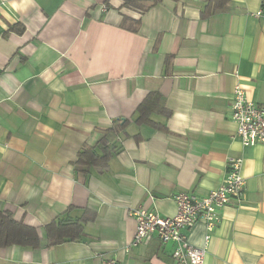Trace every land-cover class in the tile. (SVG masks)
<instances>
[{"label":"crops","instance_id":"crops-1","mask_svg":"<svg viewBox=\"0 0 264 264\" xmlns=\"http://www.w3.org/2000/svg\"><path fill=\"white\" fill-rule=\"evenodd\" d=\"M205 1L144 0L139 13L124 0H0V210L40 239L0 246V264H175L173 242L132 245L130 211L174 215L173 194L207 195L230 158L244 188L201 264H264V144L242 145L231 119L235 84L264 103L260 0L207 16ZM115 119L117 151L75 167ZM61 218L79 233L49 245ZM206 233L185 231L197 247Z\"/></svg>","mask_w":264,"mask_h":264},{"label":"built area","instance_id":"built-area-1","mask_svg":"<svg viewBox=\"0 0 264 264\" xmlns=\"http://www.w3.org/2000/svg\"><path fill=\"white\" fill-rule=\"evenodd\" d=\"M254 16L264 19V0H260ZM231 119L236 125L234 136L242 145L264 144V103L257 104L249 100L239 84H235L232 89ZM240 168L241 159H228L222 183L205 196L185 190L173 194L176 212L172 216H161L144 207L132 209L130 214L136 222L132 245L146 243L156 235L162 244H175L172 251L175 264H201L210 233L220 220L219 210L237 201L242 195L245 181ZM196 221L203 222L207 230L203 247L190 244L186 238L185 231ZM105 264L116 262L110 259Z\"/></svg>","mask_w":264,"mask_h":264},{"label":"trees","instance_id":"trees-1","mask_svg":"<svg viewBox=\"0 0 264 264\" xmlns=\"http://www.w3.org/2000/svg\"><path fill=\"white\" fill-rule=\"evenodd\" d=\"M142 1L144 0H124V4L135 6L139 9V13H142L150 7L149 4H143ZM228 1L206 0L203 6V15L207 16L223 9ZM135 23L138 25V20ZM17 26L13 28L21 32L23 28ZM144 106L145 103L143 102L140 106L141 110ZM122 129L123 123L121 120H113L110 126L102 130V135L95 146H86L78 151L74 166L78 168L79 166L103 163L111 152L117 151V144L113 139L117 138ZM48 233L53 235V240L49 242V245H53L58 243L59 240L74 239L79 233V226L73 221L61 218L48 226ZM12 244L31 248L38 247L40 239L37 229L22 221L15 220L10 212L0 210V246L4 247Z\"/></svg>","mask_w":264,"mask_h":264}]
</instances>
